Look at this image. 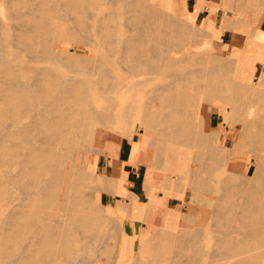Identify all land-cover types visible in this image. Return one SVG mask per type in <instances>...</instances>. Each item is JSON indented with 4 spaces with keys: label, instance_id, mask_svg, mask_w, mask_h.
Wrapping results in <instances>:
<instances>
[{
    "label": "bare ground",
    "instance_id": "1",
    "mask_svg": "<svg viewBox=\"0 0 264 264\" xmlns=\"http://www.w3.org/2000/svg\"><path fill=\"white\" fill-rule=\"evenodd\" d=\"M241 1L253 8V3L258 0ZM8 2L0 0V264H104L109 261L112 250L105 248V243L104 248L100 246L104 239L101 233L104 218L84 189L89 177L86 165L94 170L97 158L86 156V165L81 161L68 165V161L73 158L70 151L77 143L94 141L96 127L93 124L114 119L115 112V115L122 113L123 120L132 114L143 116L139 127L146 128V134L150 129L156 131L153 144L163 155L162 159L159 155L158 160L170 163L172 170L161 177L156 170L159 162L147 165L148 205L139 202L138 196L129 191L123 174L121 180L118 178L117 192L123 195L125 204L119 209L107 207L106 212L121 214L124 211L132 217L157 205L165 206L171 196L183 197L176 194L178 187L176 193L170 192L163 183L174 179L187 180L189 176L195 188L218 192L211 198L213 208L203 213V220L212 216L211 222L215 221L218 226L216 233L213 232L212 246L202 247L204 243L201 244L199 239L202 240L200 237L204 233L200 236L199 229L168 233L163 227L165 230L161 231L162 228L153 238L141 239L137 253L140 264H264V117L258 118L260 113L255 116V110H250L248 117L241 119L236 138L239 145L234 143L231 157V153L224 149L226 141L219 138V145H215L214 138L212 140L205 131L199 111L201 103H197L198 110L189 111L195 97L203 98L202 93L208 95L207 101L210 97L211 101L217 97L229 102L234 110L227 103L220 105L226 116L239 111L235 99H238L239 91L244 90L243 82L250 80L252 66L243 67L241 63L242 67L234 70L235 80L232 82L230 75L233 73L228 72L232 63L222 59L223 52L203 55L202 44L193 41L188 27L185 29L179 22L175 14L179 0H156L155 3L151 0H93L100 11L91 10L88 0H67L65 3L58 0H13L15 7L22 8L13 15L20 21L18 26L7 22L5 3ZM224 5L227 8L226 1ZM64 12H94L89 16L93 25L83 35L88 39L87 44L102 49L97 53L86 50L91 56L88 58L92 59L91 65L84 59L85 63H79L71 53L75 47L70 48L56 40L68 37L73 30V27L57 28L60 23L64 26ZM242 12L238 15L247 13ZM60 17L59 23L57 18ZM73 22L78 26L84 25L85 20L81 16L79 20L74 18ZM209 22L213 21L209 19ZM175 34L178 41L173 42L170 36ZM260 35L257 33L253 42ZM186 55L188 59H185ZM46 61L63 64L64 70L39 64ZM121 63L126 67L122 68ZM146 72L157 76L151 80L149 91L143 92L141 88L145 80L136 76ZM127 88L132 92L122 91ZM230 89L236 94L227 93ZM250 90L247 95L251 97L248 98L254 100L259 92L255 86ZM262 104L259 106L261 110ZM252 107L254 109V105ZM203 109L213 110L212 107ZM236 126L232 123L230 127L235 129ZM124 135L132 138L134 133L125 132ZM246 137L249 150L253 152L252 158L237 151L241 148L239 138ZM144 138L143 143L135 144L138 155L144 154L147 148L148 137ZM150 141L149 145L152 144ZM185 142L197 146L199 151L201 148L204 154L206 150L218 148L219 155L212 154L214 160L234 159L230 161V171L234 173L238 167L237 158L242 156L244 168L239 174L240 179L233 174L212 177L213 166L202 155L191 160V150L181 148ZM190 147L193 149L192 145ZM253 161L256 169L250 174ZM158 189L166 191L157 197ZM98 200L101 202L99 195ZM173 218L178 226L177 215ZM202 228L205 230L206 227ZM124 235L122 238L120 235L117 245H111L118 250L113 264L124 263L132 253L134 243Z\"/></svg>",
    "mask_w": 264,
    "mask_h": 264
},
{
    "label": "rangeland",
    "instance_id": "2",
    "mask_svg": "<svg viewBox=\"0 0 264 264\" xmlns=\"http://www.w3.org/2000/svg\"><path fill=\"white\" fill-rule=\"evenodd\" d=\"M6 1L7 2L9 1L8 2L9 5H8V3H5V13L7 15V18H6L7 22L9 23V25H12V26L20 25V21L18 19H15L13 15L15 13L20 12V10L22 8L18 9L17 7H15L13 5V2H12L13 0H5V2ZM66 1L67 0H58L59 3H65ZM90 1H91V3H90ZM192 1L193 0H179L178 10L175 14L177 15V18H178L179 22L181 23V25L185 29H187V27H188L187 30L189 31V33L191 32L190 35L193 34V35H191L192 40L197 41L200 45L204 44L203 46L201 45V47H200V48H203V51H204L203 55L206 54L207 52L216 53L217 51H222L223 52L222 59L224 61L232 63L231 69L228 70L229 73H233V75H230L232 82L235 80L234 79V70L236 68H240V67H242V65H243V67L250 65L253 68V72L251 71L249 73V77H251L250 80L243 82L245 84V85H243L244 90L241 92L239 91V93L236 97L238 99H235L237 101V103H239V104H237V103H234V104L237 105L236 107L238 109H240L239 110L240 112L238 110H235V111L229 113L230 116H226L227 114H225L224 111L221 110L220 105H225L226 103H227L226 105H230L229 102L225 103V99H223V98L220 99V98L213 97V96H212L213 97L212 101H211V97H210V99L208 98V101H207L206 98L208 97V95H205L203 93H202L203 98L198 96L196 99V97H195V101L191 104L190 109H189V111L190 110L196 111L199 109V106H200L201 109L199 111L202 113L201 122H203L202 125L205 128V131H207L209 136H211L212 140L214 138L213 143H215V145H219V142H218L219 138L221 140H225L226 141V147L224 149L229 151V154H230L232 152L231 149L234 147V143H237L236 145H239L236 138H237L238 132L241 128V121H242L241 119L243 117L247 118L250 110H253V111L255 110L253 112L255 114V116L257 113H260V115L258 114V116H257L258 118L264 117V113H263L264 112V106H263L262 110L260 109L261 104H262V103H260V101L261 102L264 101V99H263L264 98V34H261L259 39L255 42H253V39L255 38V35L257 34L259 24L264 19V0H258L257 2L253 3V8H251L252 5L251 6L246 5L241 0H225L227 8L225 7V5H224L225 1L223 2V0H215L213 2H208L207 0H204L202 4L197 5V8H207L209 11V12H207V14L217 13L218 15L216 17L201 16V18L199 20H195L194 15L191 12L193 9L192 8ZM151 2L155 3L156 0H151ZM221 2H223V4ZM80 3H82V2H80ZM88 3L91 5L90 6L91 10L95 11L97 9L96 5L93 3V0H88ZM254 7H256V9H254ZM247 8L249 11L247 10ZM244 9L246 11H244ZM259 9H261V10H259ZM233 10L235 12H233ZM236 10H238V11H236ZM257 10H259L260 13ZM97 11H100V9H97ZM241 12L242 13L247 12L248 15H247V13L243 14L242 16L238 15V13L241 14ZM64 13H65V15L62 16V22H63L62 24L64 26H62L61 23L59 22L61 20V17H60V18H57V19H59V20H57V22L60 23V24H58L59 27H57V28H59V29L62 28L65 30V29H72V27H73V30L69 34L68 37H60V38H57L56 40L63 42L64 44H66L70 48L75 47L74 51L71 53L77 57V61H79V63L80 62L85 63L87 61L86 63L88 65H91V63H93V62L91 61L92 59L88 60V58H90L91 56L88 53H86V50L90 49L93 52L97 53L102 49L100 47H97L96 45L87 44L88 39L85 35H83V33L86 34V29L89 26L93 25V20L90 17L94 12H64ZM235 13L237 15H235ZM81 16H83V18L85 20L84 25H78V26L75 25V23L73 22L74 18L76 20H79V18ZM72 17H73V19H72ZM241 18H242V20H240ZM209 19H210V21L212 20L213 22L210 23ZM246 19H248V20H246ZM11 20H12V22H10ZM64 22H66V23H64ZM87 23H89V24L87 25ZM209 23H210V25H209ZM211 24L214 27L213 26L211 27ZM239 24H240V26H239ZM65 26H66V28H65ZM133 29H135V28H133ZM199 32H202L203 34H200ZM197 33L201 36L199 37V35H197ZM204 33H205V36H204ZM207 34H208V38H207ZM175 35L170 36V39L173 42L178 41V39L176 38L177 34H175ZM203 36L206 38H203ZM251 36H252V38H251ZM201 37L203 38V40H205L204 43H203V40ZM7 44L10 45V42L8 41ZM73 44H74V46H73ZM205 46H206V48H205ZM206 49H207V51H206ZM227 52H228V54H227ZM26 54H27V52H25V54H24L25 57H27ZM180 54L184 55L183 52H181ZM226 54H227V56H226ZM229 55H231L232 57H230ZM188 58H189V56L186 55L185 59H188ZM197 58H199V56ZM83 59L85 60V62ZM241 59H244V61L246 59V62H244L243 60H242L243 61L242 62ZM231 60H233V61H231ZM251 60H253V61L251 62ZM89 62H90V64H89ZM233 63L235 65H233ZM241 63H242V65H240ZM39 64L51 65V66L60 68L62 70H64V67H65L63 64L52 63L50 61L39 62ZM120 66L122 68L126 67V65L124 63H121ZM115 69L118 71V69L116 67H115ZM156 76L157 75L152 74L150 72H146V73H143V74L136 76L137 78L145 80L143 88H141L143 90V92L149 91L150 86L152 85L151 80L153 78H155ZM236 80L238 81L237 78H236ZM254 86L257 88L259 95L257 97H255V99L253 100L252 98H248V96L249 97H251V96L247 95V92L251 91L250 89ZM122 91L126 92V93L132 92V90L128 89V88L123 89ZM135 91L138 92L137 90H135ZM229 92L236 94L235 90L233 91L232 89L227 91V93H229ZM243 95H244V97H243ZM240 96H242V97H240ZM243 98H244V100L242 102ZM247 98H248L247 102L248 103L250 102L249 103L250 106L246 105L247 102L245 99H247ZM199 99H201V100L203 99V100L200 101ZM239 99H240V101H239ZM249 99H251L252 102ZM257 99H259V102H257ZM197 103L198 104L201 103V104L198 106ZM253 105H254V109L252 107ZM262 105H264V102ZM231 106L232 105H230V107ZM205 107H212L213 108L212 112H209L206 110L204 111L203 108H205ZM241 108H242V110H241ZM231 110H234L233 106L231 107ZM236 112H237V114H236ZM115 114H117V112H115ZM115 114H113V116L116 118V120L114 121L115 118L113 119V117H112L113 122H112V119H110V120H107L104 122L94 123L93 125L96 127L94 141L92 142L90 140H84V141L81 140L79 143H77L76 148H74L70 151L71 152L70 156L73 158H71L68 161V165H69L71 163L76 164L79 161L84 163L86 156H88V155H91V156L97 158L96 167L94 170L87 167V165H86L87 163L85 162L87 173L89 174V177H88V179H86V181L89 184L85 181L84 189L86 190V193H88L90 195V199L93 202H95V204L97 205V208L99 210V213L104 218V220L101 223V226H102L101 233H102V235H104L103 236L104 239H102L100 241V244L102 243V245H100V246H102L103 248L105 246V248L111 249L112 251H110V250L109 251L111 252V254H113L112 257L109 259V261L104 262V264L115 263L114 254L116 256L118 250H117L116 246H115V248H112L111 245H117L118 241L123 237V233H125L124 237L127 238L128 240H130V242L134 243V245L132 248V253L129 254V256L125 259L124 263H122V264H130L131 262H132V264H137V263L140 264V260L137 258V253H138L139 248H140L141 239L148 237V236L153 238V235H155L157 232H159L163 227H166L165 228L166 230L163 228V230H161V231L165 230V232H168V233L169 232H175L176 230L181 231V230L190 229L189 231H191V230L194 231V230L199 229L200 233H201L200 236L204 233L202 235V237H200V238H202V240L199 239V242L201 244L204 243L202 245V247L208 248V247L212 246L211 244L213 243V237L215 235L213 232L216 231L218 226L216 225L215 221L211 222V220L214 219L212 216L205 217V220H203V215H204L203 213H205V211H207V210L209 211L213 208V206H212L213 202H212L211 198L213 196H215L216 194H218V192L217 191H209L207 189H199L197 187L195 188L192 181L190 182V180H191L190 176L187 177L188 181L186 179L185 180L184 179H174L173 182H171V180H170L169 182L163 183L164 185H167L166 190L170 191V192L176 193V191H177L176 188L178 187L179 191L176 194L181 195L183 198H179L177 196H171L169 198V201L167 202V204L165 206L164 205L160 206L161 205L160 204V205H157L156 207H152V209L150 211L146 212L148 214H146V213L141 214V215L136 214V215H133L132 217H129L127 215V213L124 211H122L121 214L114 213L113 211H110V210H109V212L105 211V209L106 210L108 209L107 207H109V208L113 207V208L119 209V207H122V205L125 204V198L123 197V195H121L119 192H117V186L119 185L118 178H120V180H121V177L123 174H125V176H126L127 182L125 185L128 187L129 191L135 193L138 196L139 202H143L144 205H148L149 199H148V195H147V187H146V180H145L146 173L149 169L147 165L149 163H152V162H159L160 163L163 161V160H160V161L158 160V158H160L159 157L160 152H159L157 146H155L156 144L155 143L153 144V142H154L153 138H154L156 131L153 129H150L148 131V134H146V128L139 127V122L142 119L144 120V118L141 114H132L131 116L128 117V119H124V120H126L125 122L123 120L124 115H122V113L118 112V115H115ZM224 116H225V120H224ZM235 116H237V117L235 118ZM226 119H228L229 121ZM230 119H232V120H230ZM121 120H123V121H121ZM109 123L111 124L110 126H109ZM232 123H235L237 125L235 129H232L230 127ZM220 127H222L223 129ZM131 131H133V133H134L132 138L126 137L124 135L125 132L130 133ZM152 135H153V137H152ZM213 135H215V136H213ZM144 136L148 137L147 148L145 149L144 154L138 155L139 151H138V149H135V144L139 145V144L143 143L144 139H145ZM150 139L152 141H150ZM246 140L248 141V137L239 138V142L241 143V148H239V150H237V151H240L243 155L248 154L249 157L252 158L253 152L251 150H249L250 148H249ZM149 141L152 144L149 145ZM216 142L218 144H216ZM187 144H188V146H187ZM190 145H192L193 149H191ZM190 145H189V143L185 142L181 146V148L189 150V151L191 150V154H190L191 160H193V158H197L198 155L204 156L205 161L209 162L210 165L213 166L212 174L214 176H212V177H214L216 179V178L222 177L226 174L227 175L233 174L236 178L240 179L239 174L241 172H243V168H244V165H243L244 159L242 156L237 158V161H238L237 166L238 167L234 173V172L230 171L231 170V168H230L231 162L230 161H234V159L214 160L215 156L213 157V155H214L213 153H215L216 156L219 155L218 148H217V150L214 149L213 151L211 149L206 150V152L204 154L203 151L201 152V148L199 151V148L197 146H195L191 143H190ZM78 154H79V156H78ZM160 156L162 159L163 155H160ZM230 156L233 157L232 153ZM110 161H111V164H110ZM159 163H158V165H160V166L158 168H156V170L159 172L161 177L162 176L164 177L166 175V173L168 174V170L169 171L172 170V166L170 163L167 164L166 162H162V164H159ZM163 163H164V165H163ZM173 169H174V167H173ZM255 169H256V165L254 162L251 165L250 174H253ZM93 175H94V177H93ZM101 179H103V182ZM162 179L163 178H161V180ZM180 181H183V182L185 181V182L183 184V182L181 183ZM179 182H180V184H178ZM187 183H189V184L187 185ZM89 185L92 187V190H91ZM175 185H176V187H175ZM179 185H181L180 188H179ZM180 189H182V190H180ZM166 190L165 189H163V190L158 189L156 191V194L158 196L157 195L156 196L159 197V194L163 191L165 193ZM194 190H197V193H195L196 191H194ZM194 193L196 195H194ZM198 194L200 196H197ZM98 195L101 198V202H99V200H98ZM96 196H97V198H96ZM192 197H195V199ZM127 198L132 199L130 196H127ZM172 210L173 211L175 210V211L173 212ZM103 212H104V216H103ZM105 212H106V214H105ZM175 215H177L178 224H179L178 226H176L174 223L175 220L173 217ZM193 215L195 217L197 215L198 217L195 218ZM191 216H193L195 219L193 218V220H192ZM143 219H145L147 222ZM112 220H113V222H112ZM120 221H122V222H120ZM199 222H200V224H199ZM210 222L212 223V225ZM201 224H202V226H201ZM207 225L209 227H207ZM116 226L118 227L117 231L120 234H118V232L115 231ZM173 227H178V228L175 229ZM202 227H204V228L206 227L205 230ZM103 228H104V230H103ZM201 229H203V230H201ZM110 230H111V232H108ZM143 233L147 234V236L144 235ZM120 235H121V238H119ZM150 235H152V236H150ZM210 235H211V237H210ZM103 240H105V241L103 242ZM103 244H104V246H103ZM134 260H136V261H134Z\"/></svg>",
    "mask_w": 264,
    "mask_h": 264
},
{
    "label": "crops",
    "instance_id": "3",
    "mask_svg": "<svg viewBox=\"0 0 264 264\" xmlns=\"http://www.w3.org/2000/svg\"><path fill=\"white\" fill-rule=\"evenodd\" d=\"M204 0H193L192 1V14L194 15L195 20H199L201 18V16H206V17H216L218 14H207L208 9L207 8H197L198 4H202ZM208 2H213L215 0H207ZM257 33H261L264 34V19L261 21V23L259 24Z\"/></svg>",
    "mask_w": 264,
    "mask_h": 264
}]
</instances>
